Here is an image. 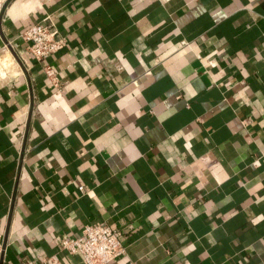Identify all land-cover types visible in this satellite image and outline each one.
Segmentation results:
<instances>
[{"label":"crops","instance_id":"0c3cea01","mask_svg":"<svg viewBox=\"0 0 264 264\" xmlns=\"http://www.w3.org/2000/svg\"><path fill=\"white\" fill-rule=\"evenodd\" d=\"M0 71V264H84L96 221L107 264H264V0H5Z\"/></svg>","mask_w":264,"mask_h":264},{"label":"built area","instance_id":"2783aa9c","mask_svg":"<svg viewBox=\"0 0 264 264\" xmlns=\"http://www.w3.org/2000/svg\"><path fill=\"white\" fill-rule=\"evenodd\" d=\"M4 4L5 0H0V9ZM21 36L26 41L27 49L38 59L48 57L65 44V38L59 34L56 22L49 15L26 26ZM43 68L57 90L60 87L57 69L49 63H45ZM60 243L70 252L80 253L84 264H107L124 254L126 249L120 240L119 231L103 221L85 223L79 234L61 237Z\"/></svg>","mask_w":264,"mask_h":264},{"label":"bare ground","instance_id":"6f19581e","mask_svg":"<svg viewBox=\"0 0 264 264\" xmlns=\"http://www.w3.org/2000/svg\"><path fill=\"white\" fill-rule=\"evenodd\" d=\"M7 61H8V60H7ZM3 63H4V62H3ZM11 63H12V62H11ZM2 65H3V64H2ZM11 65H12V64H11ZM8 67H10V63H9V62H8V63H5V64L3 65V69H4V68H7V69H8ZM1 69H2V67H1ZM1 71L3 72V70H1ZM1 71H0V72H1ZM5 71H6V69H5ZM5 71H4V73H6ZM7 71H8V70H7Z\"/></svg>","mask_w":264,"mask_h":264}]
</instances>
